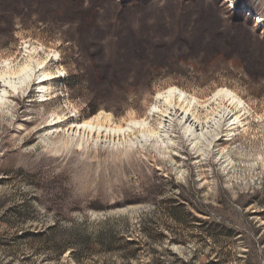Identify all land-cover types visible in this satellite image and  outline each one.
I'll return each mask as SVG.
<instances>
[{
    "label": "rangeland",
    "instance_id": "rangeland-1",
    "mask_svg": "<svg viewBox=\"0 0 264 264\" xmlns=\"http://www.w3.org/2000/svg\"><path fill=\"white\" fill-rule=\"evenodd\" d=\"M32 48L56 78L0 107V264H264V0H0V61ZM171 86L232 90L250 129L210 154L178 128L168 154L61 132L102 111L157 127Z\"/></svg>",
    "mask_w": 264,
    "mask_h": 264
},
{
    "label": "bare ground",
    "instance_id": "bare-ground-1",
    "mask_svg": "<svg viewBox=\"0 0 264 264\" xmlns=\"http://www.w3.org/2000/svg\"><path fill=\"white\" fill-rule=\"evenodd\" d=\"M248 16L252 17L249 13ZM254 20L257 21V18ZM25 53V61L22 65L16 66L13 59H5L11 61V66H0V72L12 78L13 83L16 84V88L13 89L7 87L6 83H0L1 108L8 104L9 95H18L30 88L34 77H36L39 92L42 93V102L49 99H46L51 90L49 80L56 77L49 67L48 58H42L36 48L25 49ZM51 53L55 59L58 58V53ZM41 64H44V67H40ZM23 65L32 69L27 80H22L17 75ZM61 73L62 71H58V74ZM168 88H175L177 91L174 93L167 90L158 92L149 111V117L157 118V127L152 128L145 117L116 120L111 114L102 111L90 118H83L64 125L61 132L66 133L69 137L81 138V142L85 139L89 144L94 142L123 144L134 141L143 147L159 145L160 150L164 154H168L166 151L169 150L172 143L169 132L178 128L181 130L182 139L190 144L193 154H197L203 147L206 148V151L212 146L215 147L221 139H224L222 141L225 143H230L233 141V137L239 135L236 133L238 129H242V134H246L250 129L245 117L249 111L245 107L244 101L232 90L218 88L213 92L212 97L203 101L176 87ZM64 120V116L54 114L53 123L49 126L61 125ZM138 121H143V123L137 126ZM119 129H124V131L120 132ZM223 133L224 136L218 138ZM225 150L226 148L223 149V153ZM208 153L210 154V152ZM228 158L229 155H226L221 159Z\"/></svg>",
    "mask_w": 264,
    "mask_h": 264
},
{
    "label": "snow or ice",
    "instance_id": "snow-or-ice-1",
    "mask_svg": "<svg viewBox=\"0 0 264 264\" xmlns=\"http://www.w3.org/2000/svg\"><path fill=\"white\" fill-rule=\"evenodd\" d=\"M23 46H24V48H28L29 47L28 44H24ZM45 63H46V61H45ZM3 65H8L10 67L11 66V61H7V60L0 61V66H3ZM40 67H44V64H41ZM31 71H32V69H30L27 65H23L21 67L20 71L17 73V75L20 78H22V80H27V78L31 74ZM0 83H6L7 87H9V88H13V89L16 88V84L13 83L12 78L5 76L3 72H0ZM167 91L170 92V93H174L177 90L175 88H168ZM153 110L155 111L156 109H153ZM142 123H143V121H138L137 122V126H139ZM119 131L123 132L124 129H119Z\"/></svg>",
    "mask_w": 264,
    "mask_h": 264
},
{
    "label": "trees",
    "instance_id": "trees-1",
    "mask_svg": "<svg viewBox=\"0 0 264 264\" xmlns=\"http://www.w3.org/2000/svg\"><path fill=\"white\" fill-rule=\"evenodd\" d=\"M120 1V0H119ZM144 1V0H143ZM218 1H220V0H218ZM240 4H235L234 5V8H233V10H230L228 7V10L229 11H234V10H238V9H240ZM243 11V10H242ZM249 11V12H248ZM248 13L249 14H251L252 15V17H249V16H247L248 15ZM243 17L245 18V19H247V20H250V19H254L255 17H257L254 13H253V11L252 10H249V9H245L244 11H243ZM255 21V20H254ZM258 28H260V27H258ZM106 240V241H105ZM99 244H100V246H107L108 247V249H110L111 250V246L113 245V244H115L116 242H122V244L125 246V248L123 249L124 251H127V249H128V247L127 246H132V245H134L135 243H134V241H130V240H126V238H124V237H121L118 241H116V237L115 236H107L105 239L103 238V237H101L100 239H99ZM131 258L132 257H134L133 255H129Z\"/></svg>",
    "mask_w": 264,
    "mask_h": 264
}]
</instances>
